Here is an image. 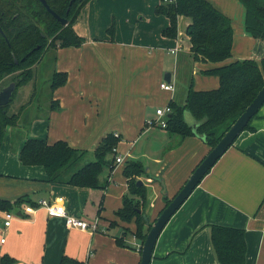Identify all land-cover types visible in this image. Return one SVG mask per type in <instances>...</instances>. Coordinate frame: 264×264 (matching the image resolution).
Segmentation results:
<instances>
[{
    "label": "crops",
    "instance_id": "1",
    "mask_svg": "<svg viewBox=\"0 0 264 264\" xmlns=\"http://www.w3.org/2000/svg\"><path fill=\"white\" fill-rule=\"evenodd\" d=\"M209 1L231 19V59L259 61L264 56V39L253 38L245 30V9L239 0ZM160 2L87 0L73 23L85 41L52 52V70L67 73L64 84L51 93L58 106L51 108L48 103L40 109L41 113L28 121L24 134H18L24 127L7 128L0 146V198L12 202L27 195L37 202L63 196L66 211L95 222L96 229L68 226L63 217L48 216L40 206L25 212L27 202H22L8 210L14 216L7 227L3 226L7 210L0 209V238H4L0 258L7 253L15 259L11 264H59L67 254L84 259L85 264H139L138 241L126 236L132 247L119 246L114 241L119 228L108 227L109 220L116 219L131 230L135 228L133 219L122 221L114 214L127 191L121 174L125 159L134 155L137 140L143 138L151 144L159 139L153 142L157 155L151 162L137 159L150 174L163 178L165 195L170 198L209 150L199 137L191 135L163 151L169 140L166 130L146 123L156 119V108L167 105L174 96L177 59L190 45L185 33L190 19L184 15L177 18L175 38L161 34L168 18L155 12ZM111 23L115 24L112 38L106 31ZM219 64L194 61L193 87H216L217 75L203 70ZM166 71L170 72L169 81L163 77ZM162 81L174 83V89H163ZM185 119L196 124L189 113ZM250 125L254 129L241 131L166 222L149 264H221L210 240L208 223L212 222L244 228L245 264H264V103ZM110 132L120 135L115 155L122 160L115 163L104 189L49 182L42 166L24 165L18 158L27 137L48 142L63 139L92 151ZM142 157H146L144 153ZM105 175L104 171L101 177ZM141 179L148 189L145 211L151 222L163 207L165 195L160 181L148 176Z\"/></svg>",
    "mask_w": 264,
    "mask_h": 264
},
{
    "label": "trees",
    "instance_id": "2",
    "mask_svg": "<svg viewBox=\"0 0 264 264\" xmlns=\"http://www.w3.org/2000/svg\"><path fill=\"white\" fill-rule=\"evenodd\" d=\"M86 1L46 0L53 11L66 19V24H61L40 0H0V80L7 74L15 73L13 80L16 84L9 102L0 105V146L7 128L18 126L21 112L30 102L28 100L16 111H8V105L14 101L19 87L34 79L33 68L50 49L55 54L58 47L79 46L85 41L84 36L74 29L73 23ZM239 2L245 9V30L253 38L264 39V0ZM154 10L168 18L167 25L161 30L165 37L177 36L179 15L190 19L185 27L190 43L189 50L178 56L176 91L167 103L170 111L166 113L164 129L169 140L163 151L178 146L185 137L191 135L199 137L210 149L264 84V56L259 61L253 58L231 59L233 41L231 19L209 0H161ZM106 31L112 38L114 23H111ZM194 61L220 63L203 70L204 73L217 75L216 87L208 89L193 87ZM66 78V71L52 70L49 78L51 108L59 104L58 100L52 98L51 93L63 85ZM185 113H189L195 120L197 124L195 130L185 119ZM257 113L250 118L244 129H254L250 122L252 118L257 117ZM119 140L118 133H107L93 149L92 157H87L88 150L74 147L66 140L48 142L45 138L27 137L22 142L18 158L24 165L42 166L49 182L104 189L116 163L115 149ZM104 171L106 175L101 180ZM122 173L126 178L127 191L122 196L121 206L114 214L122 221L128 222L133 219L135 228L131 230L128 226L119 224L116 219L109 220L108 227L119 228L120 234L114 236V241L119 246L132 247L125 238L133 236L139 243L140 254L141 244L151 222L145 211L148 189L144 183L137 184V180L141 174L151 176L152 179L158 176L152 177L145 165L137 159L127 160ZM170 198L166 195L163 197L165 204ZM22 202L37 205L29 196L23 195L12 202L0 198V209L12 210L10 208ZM101 205L102 199L98 211ZM208 225L210 240L218 261L221 264H245L244 228L215 222ZM13 262L15 259L12 256L2 254L0 264ZM59 264H85V260L63 254Z\"/></svg>",
    "mask_w": 264,
    "mask_h": 264
},
{
    "label": "water",
    "instance_id": "3",
    "mask_svg": "<svg viewBox=\"0 0 264 264\" xmlns=\"http://www.w3.org/2000/svg\"><path fill=\"white\" fill-rule=\"evenodd\" d=\"M46 9L51 12L52 15L57 17L61 24H66V19L60 17L55 11H53L46 0H40ZM164 79L170 80V72L166 71L163 75ZM15 82L10 81L8 84L0 88V105H4L9 102L10 97L15 89ZM264 103V84L259 88L252 100L246 105L244 110L235 118L229 128L223 133L216 144L208 150L200 162L193 168L191 173L188 175L184 183L178 189V191L170 198L165 206L151 221L148 231L146 232L145 238L141 244L139 264H149L154 244L157 237L169 220V218L175 213L180 207L184 200L190 195L193 189L199 184L201 179L221 156V154L233 143L235 138L244 130L245 125L248 123L250 118L259 111L260 107ZM197 124H192L193 130H195ZM147 170V168H146ZM148 171V170H147ZM149 172V171H148ZM155 175H152V177ZM157 176V175H156ZM151 177V176H150ZM154 180L160 181L162 186V193L165 195V184L163 178L158 175L154 177ZM143 183L141 179L137 180V184Z\"/></svg>",
    "mask_w": 264,
    "mask_h": 264
},
{
    "label": "rangeland",
    "instance_id": "4",
    "mask_svg": "<svg viewBox=\"0 0 264 264\" xmlns=\"http://www.w3.org/2000/svg\"><path fill=\"white\" fill-rule=\"evenodd\" d=\"M115 25V24H114ZM115 28V26H114ZM53 50L50 49L49 52H47L44 56V58L37 64L32 71H34V79L29 80L25 85H22L17 90V93L15 94L14 101L8 105V111H16L20 108L25 102L29 100V98L32 102L30 105L22 110L19 120H18V127H24L25 129H21L22 131H18V134H24L28 130L29 126V120L34 114L41 113L40 109H45L48 103H50L49 99V78L50 74L53 68V60H52V53ZM15 76V73L7 74L2 77L0 80V88L6 84H8L10 81H14L13 77ZM181 86V84H180ZM149 124H154L157 126L155 120H151ZM11 127H8V130ZM162 139V138H160ZM153 142H160L159 139L154 140ZM153 142L151 144L149 142L145 143V141L142 139L137 140V144L135 147L134 155L131 157H127L125 159V163L127 160L131 159H147L149 162L152 161V159L157 155V149L153 146ZM164 148V147H163ZM92 151H87L86 156L92 157ZM142 153H144L145 158L142 157ZM138 160V159H137ZM124 163V164H125ZM122 164V167L124 166ZM121 174L123 175L122 171ZM144 176V174H141L138 176V179H141V177ZM103 178L101 177V180ZM142 180V179H141ZM146 185V184H145ZM101 189V188H98ZM102 195V194H101ZM165 204V201H164ZM163 205V204H162ZM2 220V219H1ZM2 222V221H1ZM4 236L6 234H3Z\"/></svg>",
    "mask_w": 264,
    "mask_h": 264
},
{
    "label": "built area",
    "instance_id": "5",
    "mask_svg": "<svg viewBox=\"0 0 264 264\" xmlns=\"http://www.w3.org/2000/svg\"><path fill=\"white\" fill-rule=\"evenodd\" d=\"M160 86L163 89L167 90H173L174 89V83H169L166 81H162L160 83ZM170 111V106L167 104L163 107H158L155 110V113L157 115V118L154 119L156 124L159 127L164 128L166 125V113ZM151 120L148 121L150 123ZM122 160L121 157L115 156V162H120ZM37 205L33 204H25L24 210L25 212H34L39 206L43 207L46 211V214L48 216H59L63 217L65 219V223L68 226H74L81 228L83 230H95L96 229V223L95 222H89L83 218H80L78 216H75L73 214H70L66 211L65 209V204H64V198L63 196H55L52 199H46L42 198L39 199L36 202ZM13 211H5L4 212V219H3V226H9L11 223V220L13 218ZM4 240L3 237L0 238V242Z\"/></svg>",
    "mask_w": 264,
    "mask_h": 264
}]
</instances>
